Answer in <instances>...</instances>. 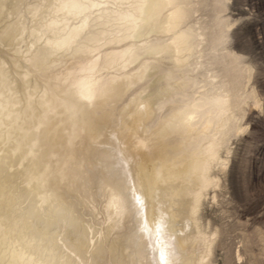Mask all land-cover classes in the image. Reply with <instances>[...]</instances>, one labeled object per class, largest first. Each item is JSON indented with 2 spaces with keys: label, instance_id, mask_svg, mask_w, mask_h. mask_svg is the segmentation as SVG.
Returning <instances> with one entry per match:
<instances>
[{
  "label": "rangeland",
  "instance_id": "1",
  "mask_svg": "<svg viewBox=\"0 0 264 264\" xmlns=\"http://www.w3.org/2000/svg\"><path fill=\"white\" fill-rule=\"evenodd\" d=\"M198 1L190 7L199 10L181 25H193L195 32L208 25L205 32L215 35V2L206 0L210 5L201 6ZM144 2L0 0V264H155L121 162L112 154L119 146L108 140L117 138L115 126L122 114L131 109L138 113L134 105L146 96L149 64H172L160 44H150L171 33L149 31L158 20L148 11L146 23ZM226 4L220 15L228 18L230 28L222 45L245 60L249 81L239 91L244 110L238 120L241 129L227 143L230 153L226 147L220 150L221 158L228 160L225 168L213 162L210 173L218 182L208 188L197 217L214 240L209 264H264V0ZM165 9L157 5L161 14ZM119 37L122 41L115 43ZM146 48L149 52L144 54ZM194 56L193 51L190 63ZM94 73L118 91L100 93L94 112L99 121L106 119L112 135L91 137L75 116L65 113L61 96ZM125 75L122 86L116 83ZM151 76L149 91L160 92L165 79ZM126 79L134 85L127 87ZM124 87L125 94H118ZM251 87L258 106L252 97L245 98ZM235 114L239 117L240 111ZM94 169H102L106 176L101 172L95 178ZM83 171L86 187L79 189ZM104 178L110 182L106 185L110 194L101 197L96 184ZM109 202L128 215V234L119 239L117 232L108 231Z\"/></svg>",
  "mask_w": 264,
  "mask_h": 264
},
{
  "label": "bare ground",
  "instance_id": "2",
  "mask_svg": "<svg viewBox=\"0 0 264 264\" xmlns=\"http://www.w3.org/2000/svg\"><path fill=\"white\" fill-rule=\"evenodd\" d=\"M192 1L145 0L146 7L143 6L145 9L143 13L146 16V23L150 21L148 11H151L153 20H158L149 26V31L160 29L171 33L164 39L155 38L150 44H160L172 64L167 67L158 63L149 64V69L145 72L147 80L144 82L148 85V90H144L146 96L134 103V110H138V113L135 114L132 109L125 111L115 126L119 130L117 138L108 137L109 141L113 140L119 146L118 151L112 150V154L121 162L120 169L128 185L129 195L133 197L141 216L139 219L144 224L142 234L147 243L146 248L149 249V256L154 258L155 264L210 263L209 257L214 240L201 229L197 212L208 188L212 184L217 185L218 182V178L212 177L210 173L213 162L220 163L223 168L228 163L226 158H221L220 150L226 147L229 154L230 148L227 147V143L230 137L241 129L238 120L244 110L240 107L242 101L239 98V91L246 87L249 81L250 68L243 65L245 60L240 54L232 52L227 44L222 45L224 39L229 36L230 28L228 18L224 14L220 15L226 8L227 0H214L216 15L212 22L213 27H218V31L211 36L205 32V29L209 28L208 25L203 27L201 32H195L193 25V27L181 25L199 10L197 7H190ZM207 1L199 0L198 3L201 6L210 5ZM158 4L166 6L164 14L157 10ZM158 22L161 23L160 28L157 27ZM115 41L119 43L122 40L119 37ZM198 47L200 48L197 49ZM193 51L195 58L194 61L191 60L193 63H190L188 57ZM148 52V48L143 51L144 54ZM152 74L153 76L160 74L165 79L166 86H162L164 88L160 92L149 91L153 82L150 83ZM149 76L151 78H148ZM88 77V80L72 86L65 96H61L65 101V113L68 118L75 116L78 125L84 126L91 137H99L104 133L112 135V131H108V126L105 125L106 119L99 121L94 112L100 93L114 90L111 91L113 94L118 91L113 89L115 84H109L99 73ZM124 78L127 76L121 77L116 83L122 86ZM159 84H162L160 80ZM132 85L134 83L131 81L127 83V87ZM156 89H159V86ZM125 91L124 87L118 94L124 95ZM69 95H76L77 98L69 100ZM247 97H252V103L259 105L252 87L245 98ZM126 101H123L124 104ZM236 109L240 111L239 117L235 114ZM108 154L111 153L107 151ZM61 161L63 162L64 158ZM98 171L96 174L92 173L97 175L95 178H98V175L102 176L101 172H104L102 169ZM85 175L82 174L83 177L79 179L78 183L82 185L78 187L79 189L86 187ZM74 182L71 183L72 186ZM106 185L110 186V182L105 181V178L97 182L99 196L110 194V189ZM107 209L111 217L108 231L110 229L117 232L116 237L128 234L127 213L125 211L119 213L114 202H109ZM176 249L181 253H176ZM100 255H103V251Z\"/></svg>",
  "mask_w": 264,
  "mask_h": 264
}]
</instances>
